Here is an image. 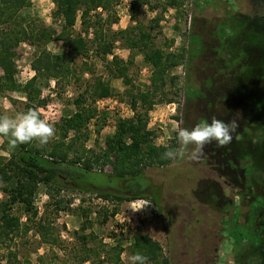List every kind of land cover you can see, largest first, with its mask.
<instances>
[{
	"label": "rangeland",
	"instance_id": "rangeland-1",
	"mask_svg": "<svg viewBox=\"0 0 264 264\" xmlns=\"http://www.w3.org/2000/svg\"><path fill=\"white\" fill-rule=\"evenodd\" d=\"M134 1L113 0L109 10L99 8L98 11L92 12V16L100 14L101 17L100 24L95 25V29L115 41L113 54L127 64L130 83L125 84L123 79L114 75L115 67L109 64L112 54L105 58L97 52L91 29L90 53L86 57L79 56L76 59L74 75L61 78L59 83L52 79L49 86L44 85L45 81H40L41 95L32 103L40 115V120L34 127L35 137L44 143L48 150L51 144L59 142L61 130L57 124L76 111L74 100L87 86L100 78L112 86V95L102 101L97 102L102 99L100 98L93 102L88 98V94H85L88 98L86 104L97 111L81 131H71L64 139L67 144L75 139L69 153L70 158L80 155L85 159L86 156L100 154L106 148L107 136L116 131L119 120L134 119L138 113H144L145 106L139 102L136 106L132 104V94L148 91L152 87V67L145 62L139 49L129 47L124 38L115 37V34L128 28L132 36H138L141 30H145L151 35L148 44L152 49L161 48L165 52L185 53L180 64L169 69L167 73L168 81L164 88L166 95L160 92L155 95L153 107L147 115L148 127L156 134V144L167 146L172 140L177 141L178 148L174 159L168 165L145 168L140 177L122 179L110 177L113 173L112 165L101 168L100 165L94 164L93 170L99 175H95L93 181L82 184L97 191L146 194V197L134 200L105 201L92 191L79 189L81 185L74 180L66 184L76 187L77 190L49 191L41 185L34 204L39 210L38 218L49 226L48 238L56 242L42 243L40 235L35 233L33 228L27 234L17 237L10 245L13 249L18 248L19 258L29 257L33 264H39L41 256L44 264H81L83 247L78 235L93 233L96 238H92L87 246L99 247L101 242L109 248L120 241L125 249L118 264H138L131 244L134 236L146 234L161 244L162 257L158 263L147 261L144 264H166L163 257L168 259L167 264H235L239 259L241 264H256L257 260L249 255L246 245L240 255L230 252V241L226 240L228 236L224 234L222 237L221 234L223 222L227 217L218 210H206L201 200H197L191 192L199 178L204 176L205 166L202 163L196 166L191 160L194 136L190 135V131L195 114L190 117L188 87L201 86L202 73L206 61L211 58V49L219 41V45L215 46L219 51L224 42L223 36L217 39L216 35L209 34L210 31L217 30L220 33V26L224 21L226 23L223 26L227 31L228 26L237 25L234 21L241 22L245 17L249 18L248 21L253 20L254 26L257 25L259 30L264 31V18L259 17L264 0H178L182 4L176 7L168 5L169 0H148L146 5L137 10L133 9ZM54 10L53 0H32L31 6L24 9L22 14L38 18V25L60 31L61 21L54 19ZM157 17H160L159 22H155ZM218 24L220 26L216 29ZM245 26H249L248 23ZM80 30L81 23L78 20L75 31ZM234 30L243 36L244 30L241 26ZM197 34L201 36L200 40ZM238 35L230 38L228 43H238ZM199 41L208 52V60L204 59L202 52L196 50ZM236 45L233 49L235 56L232 64H242L245 69L247 64L252 66L264 62V45L247 49L248 52L244 53L239 45ZM44 48L52 53L67 50L61 40L48 43L23 41L15 48V77L20 84H25L35 75L32 62L37 52ZM250 73V69L244 72L246 75ZM260 74L264 75V70ZM172 76H177L175 83L170 81ZM169 98H172V101ZM27 102L25 94L15 91L4 93L0 90V114L3 116L0 120L1 146L4 144L2 132L17 128L23 131L26 122L31 120L32 116L27 118L24 113ZM0 155L8 156V153L1 148ZM4 197L0 190V200ZM59 201L60 204L56 205ZM114 209L117 211L112 215ZM243 211H247L246 207ZM13 212L21 214V209L15 206ZM84 212L88 213L89 222L82 231L81 227L86 219ZM105 212L108 213L109 219L102 224ZM22 220L25 221L24 215ZM5 247L6 244L0 248V254H6ZM104 250L101 252L103 257L106 255ZM98 260L95 259V264H98ZM0 264L6 262L2 261Z\"/></svg>",
	"mask_w": 264,
	"mask_h": 264
},
{
	"label": "trees",
	"instance_id": "trees-1",
	"mask_svg": "<svg viewBox=\"0 0 264 264\" xmlns=\"http://www.w3.org/2000/svg\"><path fill=\"white\" fill-rule=\"evenodd\" d=\"M53 1L55 3L54 19L61 21L60 31L38 25V18L22 14L24 9L31 6L32 0H0V69L2 70L0 90L4 93L15 91L25 94L28 102L25 104L24 113L27 118L32 116L31 120L26 122L23 131L21 128H17L2 132L4 144L0 145V149H4L8 156L0 155V190L5 195L4 199L0 200V248L6 244L7 252L0 254V262L5 261L6 264H33L29 257L19 258L18 248L13 249L10 245L17 237L27 234L33 228L35 233L40 235L42 243L56 242V240L50 241L48 238L50 236L49 226L44 224L40 217L38 218L39 210L34 204L41 185L47 187L49 191L52 189L57 192L62 189L77 190L76 187L66 184V182L74 180L78 185H81L78 187L79 189L92 191L105 201L123 202L146 197V194L123 196L120 194L122 192L97 191L84 187L82 184L91 181L95 175H99L93 170L94 164L100 165L101 168L109 164L112 165L113 173L110 177L119 179L140 177L142 171L147 167L164 166L171 163L178 148L175 139L167 146L156 144V134L148 127L147 115L153 107L155 95L158 92L166 95L164 88L168 81L167 73L169 69L180 64L185 53L165 52L161 48L152 49L148 44L151 37L149 32L141 30L140 35L132 36L128 28L119 30L115 37L124 38L129 47L139 49L145 62L152 67V87L148 91L132 94V104L136 106L139 102L140 105L145 106V112L138 113L134 119L119 120L116 131L107 136L106 148L100 154L86 156L85 159L80 155L70 158L69 153L75 139H72L68 144L64 139L71 131L76 133L81 131L97 111L86 104L87 99H92L95 102L100 98L112 95V86L100 78L87 86L85 91L74 100L76 111L64 117L61 123L57 124L61 130L59 142L51 144L48 150L47 146L35 137L34 127L40 120V115L32 103L41 95L40 81H45L44 85L49 86L52 79L59 83L61 78L74 75L76 59L79 56L86 57L90 53L91 29L94 37L92 41L96 44L97 52L105 58L112 54L113 57L109 64L115 67L114 75L123 79L125 84L130 83L127 64L113 54L115 41L94 27L100 24L101 17L100 14L92 16V12L98 11L99 8L105 11L109 10L113 0ZM147 3L148 0H135L133 9L137 10ZM179 4L182 2L168 1V5L174 7ZM259 17L264 18V7ZM78 20L81 23V30L76 32L75 26ZM248 20L249 18H244L241 22L236 20L234 22L237 25L235 27L232 25L230 28L235 31L234 29L237 30L241 26L244 30V38L253 40V43L260 46L264 45V31H256L254 27L247 28L245 25L250 22ZM159 21L160 17H157L155 22ZM232 37L230 36V38ZM29 40L41 43L61 40L67 50L60 53H52L46 48L39 50L32 62L35 75L25 84H20L15 77L17 56L15 48L21 42ZM247 67L250 69V66ZM258 68L263 72L264 62L258 64ZM170 81L175 83L177 76H172ZM188 88L190 97L194 86L190 85ZM85 94H88L89 97L86 98ZM169 100L172 101V98ZM2 118L3 116L0 114V120ZM23 133L27 135L25 136ZM56 203L59 205L60 201ZM15 206L21 209V214L13 212ZM116 211L114 209L112 215H115ZM84 213L86 219L82 224V231L86 229V224L89 222L88 213ZM22 215L25 216V221L22 220ZM108 219L109 215L105 212L101 223H106ZM92 238H96L93 233L78 235L81 247H83L81 264L86 262L95 264L96 258L99 259L98 264L121 262V255L125 248L120 241L109 248H106V244L101 242L99 246L101 248L87 246ZM131 245L136 253L138 264H144L147 261L160 262L161 244L149 235L134 236ZM103 250L106 253L104 257L101 255ZM163 262L167 264L168 259L163 257ZM38 263L44 264L42 256Z\"/></svg>",
	"mask_w": 264,
	"mask_h": 264
},
{
	"label": "flooded vegetation",
	"instance_id": "flooded-vegetation-1",
	"mask_svg": "<svg viewBox=\"0 0 264 264\" xmlns=\"http://www.w3.org/2000/svg\"><path fill=\"white\" fill-rule=\"evenodd\" d=\"M249 23L247 28L261 31L253 20ZM223 24L216 27L220 26L222 35L216 29L209 32L217 39L223 36L224 41L219 51L215 49L219 41L214 44L210 59L201 41L196 43L197 49L195 46L209 61L201 86L193 85L189 98L190 117L195 114L190 131L194 136L191 160L205 166L204 176L191 192L206 210L225 214L221 234H227L233 255H240L246 245L256 264H264V75L258 63L247 64L250 75L244 74L247 66L243 69L242 64L231 63L236 44L243 52L259 45L229 26L226 31ZM231 35H238V43H228ZM120 194L136 195L130 191ZM235 264H241L240 259Z\"/></svg>",
	"mask_w": 264,
	"mask_h": 264
},
{
	"label": "built area",
	"instance_id": "built-area-1",
	"mask_svg": "<svg viewBox=\"0 0 264 264\" xmlns=\"http://www.w3.org/2000/svg\"><path fill=\"white\" fill-rule=\"evenodd\" d=\"M104 99H105V98H102V99L98 100L97 102L102 101V100H104Z\"/></svg>",
	"mask_w": 264,
	"mask_h": 264
}]
</instances>
